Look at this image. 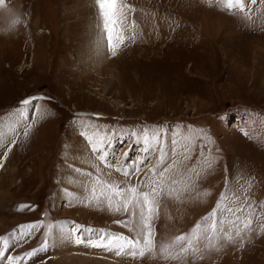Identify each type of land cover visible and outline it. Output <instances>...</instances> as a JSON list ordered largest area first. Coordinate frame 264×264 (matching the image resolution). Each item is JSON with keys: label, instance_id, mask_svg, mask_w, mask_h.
I'll return each instance as SVG.
<instances>
[{"label": "rangeland", "instance_id": "374dc122", "mask_svg": "<svg viewBox=\"0 0 264 264\" xmlns=\"http://www.w3.org/2000/svg\"><path fill=\"white\" fill-rule=\"evenodd\" d=\"M119 4L115 54L94 0L0 6V251L4 237L13 245L0 264H264V0L243 11L227 0ZM98 37L106 56L96 72L85 65ZM156 128L171 159L156 177L163 191L150 197L152 248L132 256L77 243L73 224L136 237L138 212L111 211L90 189L110 194L105 182L135 186L159 167L146 161L131 180L115 170L144 158L136 133ZM105 137L112 169L89 144ZM226 192L216 232L177 242ZM31 224L39 227L23 235ZM45 240L47 251L17 260Z\"/></svg>", "mask_w": 264, "mask_h": 264}, {"label": "snow or ice", "instance_id": "6c2138e0", "mask_svg": "<svg viewBox=\"0 0 264 264\" xmlns=\"http://www.w3.org/2000/svg\"><path fill=\"white\" fill-rule=\"evenodd\" d=\"M248 2L255 3V0H227V8L229 10L243 11L246 3ZM3 4L4 0H0V6H3ZM94 6L98 9L99 17L103 22V31L107 34L109 49L113 51V54H115L114 39H116L119 44H122L124 40V37L115 35L117 32L116 25L120 23V16H118V13L121 12V6L119 4V0H94ZM21 103L23 106L33 105V99H25ZM20 115H22V113H20ZM136 136L142 137L140 143L145 148V153L144 158L135 163L131 170H128L127 164H124L120 168H115V164L108 161V141L106 137L99 143L89 141V144L91 145V151L95 154L98 160L102 161L110 169L115 168L117 172L129 180H131L133 176H139V174L147 168L148 164L146 161L150 163L151 160L155 158L158 161L159 167L150 170V172L139 182L138 185H126L124 188H121L119 184H116L115 182L112 184H107V182H105V188L110 194H105L102 191L99 196L96 194L94 187L90 190L93 194L92 198L96 199L97 202H99L100 197L103 196L104 199L107 200L108 208L111 211L123 213L131 212L132 216H136L138 212L140 231L137 233L135 238H129L122 233H112L106 230L82 229L79 225L73 224L69 227V233L75 232L78 234L76 240L77 243H86L92 247H104L109 251L115 250L117 255L124 254L125 249H131L132 251L128 254L135 256L138 248L140 254L143 255L145 250L152 248L154 232L151 227V221L158 205L156 204L155 199H150V197H156L161 191H163L162 183L161 181H158L156 177L161 176L162 179V174L167 168V164L171 157L169 156L168 150H166L163 146L164 133L159 128L141 129L138 133H136ZM176 143L177 142L175 141L173 142V150H176ZM183 150L188 151L187 148H184ZM83 175L89 179L91 178V173H83ZM97 183H100L99 178H97ZM173 183H175V181H173ZM82 187H87V181L82 183ZM140 188L147 190L139 191L138 189ZM174 191L175 189L170 188L168 194L172 195ZM228 195V192L222 193L213 212L204 217L201 222H198L189 235L177 236L176 241L180 242L187 239L188 246L191 247L192 240L200 239L202 228L206 231L207 228L210 227L212 232L215 233L217 214L224 211L226 207L225 201L227 200ZM113 196L118 198L115 202L113 201ZM241 208L236 209V211H241ZM228 211L231 212L233 210L228 208ZM116 223H118L121 227H128L129 222L116 221ZM250 224L251 219L249 218L248 223L245 224L244 227H248ZM25 227L28 229V232L23 233V235L30 236L32 231L37 229L39 225L31 224L21 226V228ZM54 227H63V225H54ZM236 235L239 236L240 232L237 231ZM141 237L143 240L142 246ZM228 238L231 239L230 234L228 235ZM3 240L5 243L2 246L3 251H0V259H6L3 252L7 251L8 247L13 246L7 243L8 237H4ZM47 248L48 241L45 240L44 244L39 249H33L31 252H26L24 256L18 257L17 260H23L25 257L30 258L31 256L37 254V252L47 251Z\"/></svg>", "mask_w": 264, "mask_h": 264}, {"label": "bare ground", "instance_id": "6f19581e", "mask_svg": "<svg viewBox=\"0 0 264 264\" xmlns=\"http://www.w3.org/2000/svg\"><path fill=\"white\" fill-rule=\"evenodd\" d=\"M98 32H100V30ZM100 41L101 39L100 37H98L96 40V45L91 43L94 47H97V48L91 49L92 56L90 57L89 62H87V64L85 65L86 69L93 70L95 68L96 69L95 71L97 72V70H99V67L104 63V58L106 56L104 52V47H105L106 41L104 42H100Z\"/></svg>", "mask_w": 264, "mask_h": 264}]
</instances>
